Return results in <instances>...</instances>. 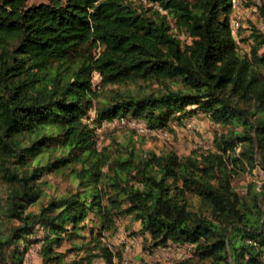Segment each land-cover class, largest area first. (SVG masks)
<instances>
[{"label":"trees","instance_id":"obj_1","mask_svg":"<svg viewBox=\"0 0 264 264\" xmlns=\"http://www.w3.org/2000/svg\"><path fill=\"white\" fill-rule=\"evenodd\" d=\"M27 1L0 0V264H23L33 243L42 264H64L66 241L87 264H113L104 233L123 218L150 249L190 244L177 264H264V182L245 195L232 185L235 169L264 168V30L248 26L239 50L231 0ZM93 72L102 88L164 86L112 90L94 106ZM199 111L230 126L212 149L97 145L103 122L163 129ZM63 171L76 189L42 203L44 175Z\"/></svg>","mask_w":264,"mask_h":264},{"label":"rangeland","instance_id":"obj_2","mask_svg":"<svg viewBox=\"0 0 264 264\" xmlns=\"http://www.w3.org/2000/svg\"><path fill=\"white\" fill-rule=\"evenodd\" d=\"M135 5H146L144 0H131ZM260 0H235V6L231 11V20L237 21L240 25L239 34L236 32V42L239 50H249L246 41H242L241 37H246L250 34L248 26L252 25L255 28L264 30V23L257 16L256 5ZM264 1V0H262ZM47 2V0H28L27 4H37ZM236 25H234V28ZM234 34V32H232ZM239 35V36H238ZM182 42L189 41L183 33H178ZM100 77L97 72L92 73V82L94 89L97 90L98 97L94 98L93 105L99 104L105 95L111 93L112 90H138L139 92H156L162 88L164 83L162 80L154 79L148 81H138L128 85H108L106 88L99 87ZM97 101V102H96ZM94 109L89 110V115L94 116ZM188 119L194 120L192 130L183 129V125L169 126L168 128H147L143 121L131 119H114L110 122H103L96 129L97 145L109 146L115 149L119 144L129 145L135 144L136 147L149 149L155 152H161L168 149H173L181 157L188 155L193 150L212 149L214 136L225 134L230 126H220L212 122L208 116L201 111L194 113ZM166 131L165 135H157L154 131ZM230 168H233L228 163ZM236 173L232 177L233 187L241 194H246L247 185L250 183L261 184L264 182V168L260 164H256L253 168H247L245 171L235 169ZM45 183H41V187L46 196L42 199L45 203L51 197H59L76 189L70 173L63 171L60 174L49 173L43 177ZM37 205H31L28 210H36ZM117 223V222H116ZM118 230L116 233L109 235L104 233V243L113 252V264H177L191 255V245H172L166 247H158L150 249L147 243H143L142 237L130 235L129 232L135 231L138 228V223L129 222L128 218H123L118 222ZM41 235V233H39ZM91 240L89 234L85 235L84 239L76 238L74 241L79 243H87ZM88 246V245H87ZM63 254L64 264H87L85 249H71L70 242L66 241L57 249ZM95 252V251H89ZM96 253V252H95ZM23 264H42V256L40 252V243L32 244L26 251L23 259ZM91 264H104L101 257H97Z\"/></svg>","mask_w":264,"mask_h":264},{"label":"built area","instance_id":"obj_3","mask_svg":"<svg viewBox=\"0 0 264 264\" xmlns=\"http://www.w3.org/2000/svg\"><path fill=\"white\" fill-rule=\"evenodd\" d=\"M231 3H232V8H234V6H235V0H231ZM230 24H231L232 32H234V35L236 36L235 30L239 26V23L237 21L231 20L230 21ZM234 25H236L235 28H234ZM193 125H194V120H192V119L185 120L184 121V125H183V129H185V130H192V126ZM154 133L157 134V135H160V134L165 135L166 134V131L159 129L157 131H154Z\"/></svg>","mask_w":264,"mask_h":264},{"label":"clouds","instance_id":"obj_4","mask_svg":"<svg viewBox=\"0 0 264 264\" xmlns=\"http://www.w3.org/2000/svg\"><path fill=\"white\" fill-rule=\"evenodd\" d=\"M185 120H188V118H186ZM185 120H184V121H185ZM192 120H193V119H192ZM184 121H183L182 125H184ZM135 122H137V121H135ZM137 123H139V122H137Z\"/></svg>","mask_w":264,"mask_h":264}]
</instances>
